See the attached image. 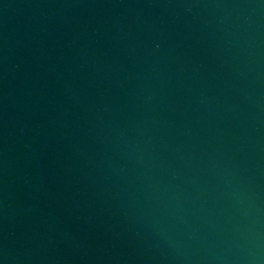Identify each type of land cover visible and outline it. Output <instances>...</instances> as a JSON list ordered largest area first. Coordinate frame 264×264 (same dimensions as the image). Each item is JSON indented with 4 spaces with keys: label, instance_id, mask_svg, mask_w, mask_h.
<instances>
[{
    "label": "water",
    "instance_id": "water-1",
    "mask_svg": "<svg viewBox=\"0 0 264 264\" xmlns=\"http://www.w3.org/2000/svg\"><path fill=\"white\" fill-rule=\"evenodd\" d=\"M0 264H264V0H0Z\"/></svg>",
    "mask_w": 264,
    "mask_h": 264
}]
</instances>
